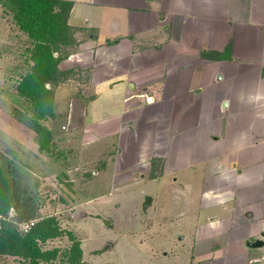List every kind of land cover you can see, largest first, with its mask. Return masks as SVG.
Listing matches in <instances>:
<instances>
[{
  "label": "crops",
  "instance_id": "1",
  "mask_svg": "<svg viewBox=\"0 0 264 264\" xmlns=\"http://www.w3.org/2000/svg\"><path fill=\"white\" fill-rule=\"evenodd\" d=\"M70 1L68 24L84 35L65 63L87 74L75 85L90 96L82 130L149 173L143 216L161 222L138 246L174 227L189 236L185 264H264V0ZM8 44L1 36L2 90L21 73ZM98 88L122 97L121 111L88 123Z\"/></svg>",
  "mask_w": 264,
  "mask_h": 264
},
{
  "label": "rangeland",
  "instance_id": "2",
  "mask_svg": "<svg viewBox=\"0 0 264 264\" xmlns=\"http://www.w3.org/2000/svg\"><path fill=\"white\" fill-rule=\"evenodd\" d=\"M0 8V37H9L13 45L6 47L13 46L15 57H20L21 71L11 75L10 80H14L9 88H0V104L5 107L4 112L0 111V167L10 184L13 206L4 220L22 230L26 224L53 216L61 229L73 232L80 247L84 243L81 264H185L189 259V236L178 241L184 234H176L174 227L169 232L168 227L158 231L151 245L143 249L138 246L149 232L157 233L156 225L161 222L143 216L147 212L144 201L148 196L143 181L149 180L145 159L131 171L119 165L122 145L115 139L98 144L90 142V135L82 130V104L90 96L86 88L83 91L75 85L79 78L76 72L66 76L55 88L51 87L53 115L42 122L51 132V151H40L36 133L22 123L30 114L26 113L27 101L16 90V82L27 72L24 61L29 57L30 42L17 28L13 12ZM76 33L84 35L81 29L76 30L75 38ZM65 50L61 48L58 55L64 57ZM65 61L58 63L60 72L77 69L67 67ZM9 63L12 67L16 61ZM110 89L98 88L100 98L95 115L89 116L88 123L102 118L103 112L121 111L122 97L108 98L105 93ZM92 105L88 104V109ZM8 122L11 125H6ZM95 132L94 128L90 130ZM69 245L67 238L62 237L49 241L45 248L59 247L63 251ZM155 252L160 256L155 257ZM0 264L27 263L19 257L0 254ZM51 264L66 263L56 260Z\"/></svg>",
  "mask_w": 264,
  "mask_h": 264
},
{
  "label": "trees",
  "instance_id": "3",
  "mask_svg": "<svg viewBox=\"0 0 264 264\" xmlns=\"http://www.w3.org/2000/svg\"><path fill=\"white\" fill-rule=\"evenodd\" d=\"M0 5L13 12L12 19L17 28L30 42L27 48L29 57L24 61L27 72L16 82V90L28 103L26 113L30 117L23 119L22 123L36 133L40 151L49 153L51 132L42 122L53 115L51 87L55 88L73 72L87 76L79 69L58 70V63L67 60L78 46L74 36L76 30L68 24L73 2L0 0ZM61 48L67 50L64 57L58 55ZM12 207L10 184L0 167V254L19 257L27 264H51L56 260L66 264L82 263L80 242L73 232L61 229L53 216L40 218L26 231L18 230L4 220ZM62 237H66L70 243L63 251L59 247L45 248L49 241Z\"/></svg>",
  "mask_w": 264,
  "mask_h": 264
},
{
  "label": "water",
  "instance_id": "4",
  "mask_svg": "<svg viewBox=\"0 0 264 264\" xmlns=\"http://www.w3.org/2000/svg\"><path fill=\"white\" fill-rule=\"evenodd\" d=\"M248 246L251 247V248L261 247V246H263V242L257 240V241H255L253 243H249Z\"/></svg>",
  "mask_w": 264,
  "mask_h": 264
},
{
  "label": "built area",
  "instance_id": "5",
  "mask_svg": "<svg viewBox=\"0 0 264 264\" xmlns=\"http://www.w3.org/2000/svg\"><path fill=\"white\" fill-rule=\"evenodd\" d=\"M33 224L34 223L26 224L22 230H24V231L28 230Z\"/></svg>",
  "mask_w": 264,
  "mask_h": 264
}]
</instances>
